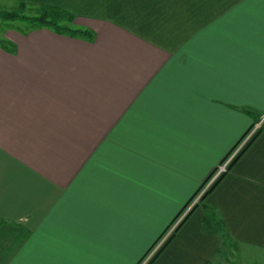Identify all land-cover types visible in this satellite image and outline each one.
I'll use <instances>...</instances> for the list:
<instances>
[{
  "label": "crops",
  "instance_id": "obj_1",
  "mask_svg": "<svg viewBox=\"0 0 264 264\" xmlns=\"http://www.w3.org/2000/svg\"><path fill=\"white\" fill-rule=\"evenodd\" d=\"M17 2L92 37L5 34L0 264H139L264 114V0ZM254 254L264 124L152 264Z\"/></svg>",
  "mask_w": 264,
  "mask_h": 264
},
{
  "label": "trees",
  "instance_id": "obj_2",
  "mask_svg": "<svg viewBox=\"0 0 264 264\" xmlns=\"http://www.w3.org/2000/svg\"><path fill=\"white\" fill-rule=\"evenodd\" d=\"M20 6V9L23 11L33 9L34 15L27 16L24 13L4 11L0 12V20L13 22L21 21L26 23L28 27L23 31V33H28L31 30L46 29L55 34L69 37H92L90 33L75 28L73 24L74 16L61 8L50 5H41L34 8L27 7L24 4ZM0 48L10 52L14 51V45L5 39H0ZM218 181L205 193L202 199H204L213 190V187L218 183ZM204 211L206 210L204 209ZM170 239L171 237L161 246L159 250H157L147 264H152L154 262V260L161 254L166 245L169 243Z\"/></svg>",
  "mask_w": 264,
  "mask_h": 264
},
{
  "label": "built area",
  "instance_id": "obj_3",
  "mask_svg": "<svg viewBox=\"0 0 264 264\" xmlns=\"http://www.w3.org/2000/svg\"><path fill=\"white\" fill-rule=\"evenodd\" d=\"M264 124V114L261 115L259 120L252 125L246 135L240 140V142L233 148V150L225 157V159L217 166L216 170L212 173L209 179L203 184V186L194 195L189 204L178 214L176 219L173 221L172 225L166 230L165 234L154 244L150 252L144 257V259L139 264H147L152 256L161 248V246L166 242L176 231V229L183 222L185 217L191 212L194 204L202 200L205 193L211 189V187L224 175L227 173L229 166L239 155L245 145L252 139L253 136L260 130ZM196 198V199H195ZM195 199V203L192 201Z\"/></svg>",
  "mask_w": 264,
  "mask_h": 264
},
{
  "label": "rangeland",
  "instance_id": "obj_4",
  "mask_svg": "<svg viewBox=\"0 0 264 264\" xmlns=\"http://www.w3.org/2000/svg\"><path fill=\"white\" fill-rule=\"evenodd\" d=\"M20 3L19 2H17V0H0V12H4V11H7V12H12V11H14V12H18V13H24L25 15H27V16H32V15H34V11H33V9L31 10V9H27V10H22V9H20V5H19ZM27 27H28V25L26 24V23H24V22H21V21H15V22H13V21H3V20H0V39H5L4 37H5V34L7 33V32H9V31H24V30H26L27 29ZM194 197V196H193ZM192 197V198H193ZM196 199V198H195ZM195 199L192 201V204L193 203H195ZM192 200V199H191ZM190 200V201H191ZM189 201V202H190ZM189 202L186 204V206L189 204ZM201 202V200L196 204H194V206H193V208H192V210H191V212L193 211V210H195L196 209V207L199 205V203ZM185 206V207H186ZM184 207V208H185ZM190 212V213H191ZM189 213V214H190ZM188 214V215H189ZM187 215V216H188ZM186 216V217H187ZM186 217H185V219H186ZM184 219V220H185ZM184 220H183V222H184ZM182 222V223H183ZM173 223V222H172ZM172 225V224H171ZM170 225V226H171ZM169 226V227H170ZM166 232V231H165ZM165 232H164V234H165ZM163 234V235H164ZM162 235V236H163ZM161 238V237H160ZM159 238V239H160ZM165 243V242H164ZM256 262H258V263H262L261 262V255H251V256H249L248 257V263L249 264H256Z\"/></svg>",
  "mask_w": 264,
  "mask_h": 264
}]
</instances>
